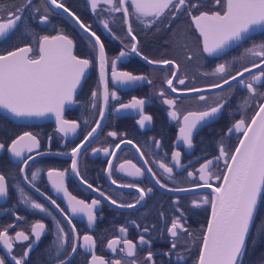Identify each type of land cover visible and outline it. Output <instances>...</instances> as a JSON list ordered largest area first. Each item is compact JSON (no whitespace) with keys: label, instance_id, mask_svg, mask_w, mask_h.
<instances>
[{"label":"flooded vegetation","instance_id":"1","mask_svg":"<svg viewBox=\"0 0 264 264\" xmlns=\"http://www.w3.org/2000/svg\"><path fill=\"white\" fill-rule=\"evenodd\" d=\"M81 21L91 26V30L95 31L100 37L101 42L105 47V56L110 61L118 56L122 49H125L126 44H130L131 38L126 36V26L122 23V13L109 14L102 10L103 7L97 9L96 13L91 10L88 0H62ZM197 2V0H193ZM201 6L199 9H193V15H199L200 11H217L223 13L225 10L226 0H221L220 4H215L214 0H199ZM18 0H0V16H6V12ZM41 0H33L32 7L40 6ZM131 11V5L129 4ZM49 7H51L49 5ZM24 24L11 34L10 38L0 39V55L6 54L8 51H13L17 47H22L25 43L30 44L34 48V53H30L33 58L38 57L39 44L38 37L41 35L55 36L58 34L66 35L73 41L72 52L79 58H87L91 64L86 71V76L82 80L75 96V103L64 110L63 117L67 120H75L80 127L75 133H70L65 136L57 131V127L53 122H42L37 124H16L11 122L7 117L0 113V142L7 144L11 143L12 139L22 135L24 132H31L40 140V149L42 152L49 154L35 156L33 161H30L29 167L32 170L39 169V175L34 182L39 187L40 193L28 184L23 183L22 177L18 175V162L13 161L6 151H0V172L6 176L12 175L15 179L21 181V185L26 188L30 194V198L44 204L52 215H45L38 210H32L29 207L17 203V194L9 188V197L7 199L0 198V229L7 227L9 224H14L15 227L9 229V235L15 236L16 231H25L26 234L31 232V224L37 220L45 223L48 231L42 234L39 242L33 245L30 251L29 258L26 264H56V260L64 258L65 252L62 250L59 254L55 251L54 240V218L61 221L63 227L70 231V226L64 220V216L55 205L51 203L54 199L60 208L65 210V214L69 215L78 230L79 236L90 234L96 242L95 253L98 256L105 258L106 264L114 259H131L124 257V254L119 251L123 247L122 244L117 245V251L112 252L107 248V242L117 236H124L119 232L121 226L127 227L128 231L126 238L137 243V260H142L146 256L147 251L151 250L154 253L155 264H196L200 247L202 244L203 232L206 228L208 215L211 204H201L199 208L193 207L192 201L195 199L200 201L204 196L211 199L210 188H199L189 192H171L162 189L155 183L152 174L148 172V168H152L157 174V178L162 183L168 185L169 188L185 187L190 188L195 183H203L199 180V174L192 178L187 177L188 171H195L205 159H211L219 155V141L224 138V133L232 126L235 120L240 119L242 112L240 109V101L243 96L247 95L246 89L239 86L237 82L231 84L232 94L229 96V102L224 110L215 118L210 120L206 125H198L193 130V147L187 148L183 145V141H178L180 123L171 119L168 116V111L176 110L179 120L182 122L184 114L188 111H197L205 108L211 103V98L219 95H228L229 86L224 89H213L204 93H187L178 95L172 93L165 83V78L171 77L173 70L167 65H149L135 54L122 58L117 61L118 70L130 71L133 74L145 75L152 81L149 84L147 81H139L133 85H117L111 83L110 64H106L105 72L108 79L109 91H116L119 100H111L105 106V117L101 123L100 129L86 142L82 148L80 155L77 158L78 170L81 176L85 178L93 187L103 191L105 195L116 199L119 203H134L139 197V193L135 188L117 187L109 179L108 160L113 161L111 170L112 178L117 181V184L131 183L136 184L145 190L151 188L152 191L147 193L145 199L140 202L135 208H117L110 204L107 200L99 195V191H92L86 185L80 183V179L71 172V149L83 140V137L95 126L94 121L99 118V105L103 103L102 99L96 101L97 107H92L91 91L99 88L100 93L103 92V85L99 84V46L95 49L92 45L95 44L94 39L84 35L77 27L64 15L53 9V15L50 16L47 25L38 23V15L33 18L31 9L23 13ZM101 20H107L111 33L104 29ZM134 34L139 41L140 51L153 60L170 59L175 61L179 66V78L185 79V84H176L178 89L183 88H203L212 82H218V76H205L203 73H211L218 63L233 62V58L241 57V54L246 48L254 42H264V31L257 30L250 34V38L236 44H232L226 48L223 53L214 56H208L201 51L199 33L196 30L190 16L186 12H182L167 28L161 24H157L154 28L147 29L139 24L135 16L131 18ZM32 26L33 34L26 36L23 33L24 25ZM178 29V31H177ZM114 36L116 38H114ZM178 37H183L179 39ZM186 40V47L182 46ZM20 42L19 46L10 48L15 43ZM126 50V49H125ZM192 59L189 60L188 56ZM257 59V58H254ZM250 66L249 61L241 60L239 63L233 62L231 74L239 71L242 67ZM264 69V65L261 66ZM260 69H253V74ZM249 73H245V79L249 77ZM258 89L264 91V80L256 85ZM161 89L166 93V97L159 95ZM205 95L209 99L206 101L198 100L199 95ZM133 97L145 99L144 111L146 115L152 117L151 123L146 122L145 128H140L136 121L140 118L138 111L123 110L115 112L119 103H129ZM164 98L175 99L176 104L169 108L163 103ZM260 101L253 100L252 107L247 108L243 116L247 122H250L251 117L255 114L256 105ZM5 126V128H4ZM115 131L117 137L113 138L107 135L108 132ZM123 133L124 135H119ZM52 137L49 141V137ZM242 133L233 131L224 139V143L230 152L235 150L239 143ZM121 139L132 140L134 144L141 149L137 152L132 145L122 144L119 149H115V145ZM154 140H160L161 146L156 147ZM101 149V151L93 153V149ZM104 148H108L111 153L114 149L116 155H105ZM173 150L181 151V164L184 167L177 168L172 161L171 153ZM37 150H33V155ZM61 153V154H57ZM141 153L144 154L143 159ZM27 155V153L25 154ZM131 161L137 167L141 168L143 175L136 177L130 176L127 172L119 171V165L126 164ZM153 161H156L154 163ZM147 162V163H146ZM166 163L173 168V179L167 178L163 169L159 168V163ZM128 171L132 169L126 165ZM49 169L66 171L64 180L65 188L71 196H75L78 200H84L90 204L93 199L101 201V203L93 209L96 215V220L91 228L88 227L87 217L82 213L72 216L68 209V201L62 192H56L52 187V183L47 176ZM212 171L219 175V180L213 178L211 183L213 187H218L222 183L223 173L226 171L224 160L221 159L215 162L212 166ZM30 175V173H29ZM47 197V198H46ZM50 198V199H48ZM177 203L174 205L173 201ZM15 206V207H14ZM180 212L176 211V208ZM16 215L24 217V219L16 220ZM183 213V222L188 232L192 235L189 237L187 233H181L179 238L178 250H173L170 256H165L163 253L170 249L171 237L166 231V226L170 225V221L174 216H179ZM161 213L165 214V218L161 217ZM132 221L136 223L133 224ZM139 224L141 228L148 227V233H141L136 227ZM143 234L146 238L151 239L150 245H139V236ZM34 239V237H31ZM254 237H250L247 244V251L256 254L257 241L253 243ZM82 242V241H80ZM28 242L13 241L12 255L19 257L23 256V252L27 247ZM70 251V242L66 246ZM177 251L182 259H177ZM0 257L5 259V264H14L11 255L0 244ZM91 258L90 253L83 249H78L77 253L68 258V264H88ZM243 264H264V258L253 256H244Z\"/></svg>","mask_w":264,"mask_h":264},{"label":"snow or ice","instance_id":"2","mask_svg":"<svg viewBox=\"0 0 264 264\" xmlns=\"http://www.w3.org/2000/svg\"><path fill=\"white\" fill-rule=\"evenodd\" d=\"M33 0H18L6 12V16H0V38H9L11 34L24 24L23 13L31 9L33 18L38 15V23L47 25L50 16L53 15V9L62 10L66 13L89 37L94 39L95 44L92 47L99 46V84L103 85V92L100 93L99 88L91 91L92 107L96 108V101L102 99L103 103L99 105V118L94 121L95 126L83 137L75 147L71 149V172L80 179V183L86 185L89 189L96 192L99 189L93 187L92 184L81 176L78 170L77 158L84 148L86 142L97 133L101 127V123L105 117L106 105L111 100H119L116 91H109V81L106 79L105 66L110 64L111 83L125 86L133 85L139 81H147L152 83L145 75L133 74L130 71L118 70L117 61L122 60L130 54H135L149 65H167L173 70L171 77L165 78V83L172 93L178 95L187 93H204L213 89H224L229 86L228 95H219L211 98L209 103L202 110L188 111L183 115L182 122L179 120L176 110L168 111V116L180 123L178 141H183V145L187 148L193 147V130L198 125H206L210 120L220 114L229 102V96L232 94L231 84L237 82L239 86L246 89L247 95L243 96L240 101V109L242 112L241 118L235 120L231 127L224 133V138L219 141V155L211 159H205L195 171H188L187 177L192 178L199 174V180L203 183H195L190 188L173 187L169 188L167 184L162 183L157 174L152 168H148V172L152 174V178L160 188L171 192H189L199 188H210L212 195L211 199L204 196L200 201L193 200V207L199 208L201 204H211V218L208 220L207 228L203 232L202 246L200 247L197 264H243V258L247 251V237L251 230L254 216L261 199H264V91L256 87L264 80V42L253 43L246 48L239 58H233L234 63H239L241 60L249 61L250 66L242 67L241 70L231 74L233 62L218 63L211 73H203L205 76H218V82H212L203 88H183L178 89L175 85L185 84L184 78H179V66L170 59L153 60L144 55L139 49V41L134 34L131 18L135 16L139 24L144 28L151 29L157 24H161L167 28L182 12H186L191 17L195 24L196 30L199 33L201 51L208 56L221 54L232 44L239 43L250 38V34L260 30L264 31V0H226L225 10L223 13L217 11H200L199 15H193V9H199L201 3L199 0H88L89 6L93 13L101 6L103 11L112 13H122V23L126 26V36L131 38L130 44L125 45L118 56L110 61L105 56V47L101 42L100 37L95 31L91 30L90 25L84 24L81 19L67 7L62 0H41L40 6L32 7ZM215 4H220L221 0H214ZM131 5V11L129 6ZM49 5L51 7H49ZM104 29L111 33V28L107 20L100 21ZM33 29L30 24H25L23 33L26 36L33 34ZM178 31V29H177ZM114 38H116L114 36ZM183 40V37H178ZM39 55L33 58L30 53H34V48L25 43L22 47H17L13 51H8L6 54L0 55V109L6 110L16 118L25 117H43L46 114H53L57 123V131L67 136L70 133H75L80 127L77 121L64 119L63 113L66 105L75 103L73 96L77 87L81 84L82 78L86 76V71L90 67V60L87 58H79L73 55V41L66 35L58 34L55 36L41 35L38 37ZM182 46L186 47V40ZM257 58V59H254ZM191 60L192 56L189 55ZM253 69L260 71L253 74ZM245 73H249L246 80ZM159 95L166 97V93L161 89ZM200 101H206L209 98L201 94L198 97ZM260 101L256 105L255 114L251 117L250 122H247L243 113L247 108L252 107V101ZM146 101L142 98L133 97L129 103H119L114 109L115 112L123 110L138 111L139 119L136 123L140 128H145L146 122L151 123L152 117L146 115L144 105ZM163 103L172 108L176 101L175 99L164 98ZM233 131L242 133V138L239 139L238 145L233 152H230L224 139ZM110 137H117L118 133L110 131L107 133ZM119 135L123 136V133ZM52 137H49L51 141ZM157 148L161 146L160 140L153 141ZM122 144L132 145L137 152L141 149L133 143L132 140L121 139L115 145V149H119ZM40 140L31 132H24L11 140L10 144L0 142V151H6L13 161L18 162V175L22 177L23 183L34 188L40 195L39 187L34 183L39 175V169L32 170L29 167L30 161H33L35 156L45 155L49 152L39 151ZM37 151L33 155V150ZM115 149L110 153L108 148H104L105 155H116ZM93 153L101 151V149H93ZM27 153V155H25ZM61 154V153H57ZM144 154L141 153L143 159ZM172 161L177 168L184 167L181 164V151L173 150L171 153ZM224 160L226 171L223 173L222 183L218 187H213L211 180L213 178L219 180L221 177L212 171V166L219 160ZM156 163V161H153ZM109 179L117 187L135 188L139 193V197L134 203H119L116 199L105 195L103 191H99V195L107 200L110 204L117 208H135L141 201L145 199L147 193L152 189L147 190L138 187L136 184L124 183L117 184V181L112 178L111 170L113 161L108 160ZM147 163V162H146ZM129 166L132 170L128 171ZM159 168L169 179L173 177V168L166 163H159ZM119 171L127 172L130 176H142L144 173L141 168L127 161L126 164L119 165ZM30 173V175H29ZM47 176L52 183V187L56 192H62L68 201V209L72 216L82 213L87 217L88 227L93 226L96 220V215L93 209L98 206L101 201L93 199L90 204L84 200H78L75 196H71L65 188L64 180L66 171L49 169ZM12 175L6 176L0 172V198L7 199L9 197V188H12L17 194V203L23 204L32 210H38L45 215H52L49 209L42 203L30 198V194L26 188L21 185L19 179H15ZM47 198V197H46ZM50 199V198H48ZM51 203L57 207L64 220L70 226V231L62 226L61 221L54 218L55 236L54 245L55 251L59 254L62 250L65 252L64 258L56 260V264H68V258L77 253L78 249H83L90 253L91 258L88 264H106L105 258L98 256L94 249L96 242L90 234L79 236L78 230L73 222V219L65 214V210L60 208L57 202L52 199ZM176 200L173 201L175 205ZM15 207V206H14ZM7 211V209H0ZM177 212L180 209L176 208ZM12 215L16 216V220L24 219V217L16 215L13 211ZM165 218V214H160ZM135 224V221H132ZM15 227L14 224H9L7 227L0 229V244L11 255L14 264H26L29 258L30 251L33 245L39 242L42 234L48 231L44 222L37 220L31 224L30 234L25 231H16L15 236L9 235V229ZM141 233H148L149 228H141L136 225ZM127 227L121 226L119 232L124 236H117L107 242V248L112 252L117 251V245L122 244L119 249L124 257L131 258L114 259L107 264H155L154 253L151 250L147 251L146 256L142 260H137V243L126 238ZM166 231L171 237L170 249L165 251L163 255L170 256L173 250H178L179 238L181 233H187L191 237L183 222V213L179 216H174L170 225L166 226ZM34 237V239H31ZM13 241L25 242L27 247L23 252L22 257L12 255ZM82 241V242H80ZM70 242V251L66 246ZM255 238L253 243H255ZM139 245H150L151 239L145 235L139 236ZM177 259H182L179 252L176 253ZM0 264H5V259L0 257Z\"/></svg>","mask_w":264,"mask_h":264},{"label":"trees","instance_id":"3","mask_svg":"<svg viewBox=\"0 0 264 264\" xmlns=\"http://www.w3.org/2000/svg\"><path fill=\"white\" fill-rule=\"evenodd\" d=\"M20 44H21L20 42H17L10 48H14L16 46H19ZM251 236L254 237L257 241L258 244L257 251L256 254H253V252L248 251L245 255L246 256L255 255L258 258H264V199H261V201L258 203V207L251 226V230L247 237V244Z\"/></svg>","mask_w":264,"mask_h":264},{"label":"water","instance_id":"4","mask_svg":"<svg viewBox=\"0 0 264 264\" xmlns=\"http://www.w3.org/2000/svg\"><path fill=\"white\" fill-rule=\"evenodd\" d=\"M55 11L59 12L60 14L64 15L67 19H69L76 27L77 29H79L84 35H86L87 37L88 34L85 33L66 13H64L62 10L59 9H54ZM1 39V38H0ZM39 55V54H38ZM84 78H82L83 80ZM82 82V81H81ZM80 86V85H79ZM79 86L76 89V92L79 88ZM76 92L74 93V96L76 94ZM73 96V97H74ZM72 105V104H71ZM71 105H66L65 109H67L68 107H70ZM0 113L3 114L5 117H7L11 122L16 123V124H24V125H30V124H37V123H42V122H53L56 127H57V123H56V119L55 116L53 114H46L43 117H25V118H16L14 116H12L10 113H8L6 110L4 109H0ZM242 138V137H241ZM211 190V189H210ZM212 193V192H211ZM211 214H212V210L210 207V211H209V215H208V220L211 218ZM207 220V223H208ZM206 228H207V224H206ZM205 228V229H206ZM202 246V244H201ZM199 257V255H198ZM198 260V259H197ZM197 264V263H196Z\"/></svg>","mask_w":264,"mask_h":264}]
</instances>
